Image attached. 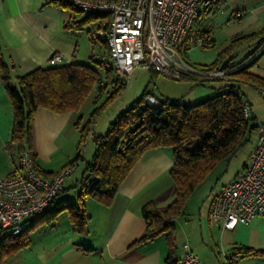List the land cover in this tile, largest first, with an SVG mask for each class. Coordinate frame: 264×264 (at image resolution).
<instances>
[{"label":"crops","instance_id":"obj_1","mask_svg":"<svg viewBox=\"0 0 264 264\" xmlns=\"http://www.w3.org/2000/svg\"><path fill=\"white\" fill-rule=\"evenodd\" d=\"M214 7L218 11L216 25L225 28L226 41L218 48L210 34L213 43L208 47L197 41L185 42L183 59L187 66H210L235 39L264 30V0H229ZM72 19L69 8L48 0H0V51L10 67L14 84L18 77L35 69L60 66L51 64L55 54L61 55L65 64L84 65L91 64L92 57L105 54L107 48L103 42L98 38L91 40V33L97 34L99 26L91 21L73 26ZM200 26L199 19L195 30H202ZM81 39L87 44L83 55ZM255 47L253 42L234 51V63H243ZM255 59L249 71L264 79V53ZM213 85L221 88L223 84ZM232 85L248 100L254 122L264 123V92L240 81ZM91 113L57 114L44 108L36 111L32 145L41 171L56 174L76 158L82 151L81 129ZM12 126L13 106L0 80V179L11 175L18 164L17 150L10 143ZM106 132H97L95 127L94 136L87 142ZM257 142L255 129L243 147L246 148L241 169L228 181L215 184L206 199L193 202L194 195L190 197L183 213L173 222L170 238L162 235L140 244L135 242L146 230L143 208L147 204L166 207L177 198V188L170 175L174 164L172 150L148 152L134 166L110 204L84 195L82 182L88 163L76 174L83 162L79 160L64 184V192L56 200L84 203L90 217L84 231H74L66 211L50 222L38 217L27 233L30 243L5 255L2 264H183L185 243L200 257L202 264H222L221 256L232 258L240 246L264 252L263 217L225 229L222 222L216 225L210 215L211 193L242 172ZM6 234L0 230V241ZM235 261L236 264H264V253L239 256Z\"/></svg>","mask_w":264,"mask_h":264},{"label":"trees","instance_id":"obj_2","mask_svg":"<svg viewBox=\"0 0 264 264\" xmlns=\"http://www.w3.org/2000/svg\"><path fill=\"white\" fill-rule=\"evenodd\" d=\"M48 1L70 9L73 14L70 25L81 26L82 23L91 21L99 26L98 29L107 26L108 15L106 14L85 16L83 12L66 2ZM214 8H209L205 14ZM204 33L203 47H208L213 41L210 40V32L204 31ZM91 34V40H97L96 31ZM253 42L256 44L254 51L243 63L235 64L233 52ZM103 44L107 51L99 58L92 57L91 64H66L38 68L18 77L15 84L10 67L0 51V80L13 106L10 143L17 150L18 161L24 152L30 153L34 167L40 176L53 177L55 173L43 172L36 164L32 145L33 120L36 111L44 108L57 114L77 112L95 87L99 89V93H103L110 87L113 88L111 98H115L126 88L114 68L103 62V58L109 55L108 46L104 42ZM263 46L264 30L235 39L215 63L195 68L207 71H230L223 79H210L198 74L182 72L180 80L222 83L221 88L211 87L216 89V95L212 98L192 105L171 101L159 102V107L155 110L146 104L149 95L145 93L141 100L117 116L105 135L95 136L96 152L85 171L86 176L92 175L95 180L92 190L84 195L106 204H110L116 197L119 188L134 166L148 152L172 150L174 164L170 175L177 188V198L166 207L147 204L143 208L142 215L146 230L135 242L136 244L152 241L162 235L170 238L173 222L183 213L187 200L207 181L218 166L227 164L247 144L252 132L257 130L258 123L254 122L252 112L251 116L247 117L243 110L245 104L250 106L248 100L232 83L237 81L249 83L264 92V79L249 71L256 59L246 66H241ZM182 47L184 62L183 55L186 48L184 45ZM263 53L264 51L261 54ZM105 107L95 108L91 113L86 125L81 129V144L86 143L94 132L97 121L105 113ZM83 159L82 153L79 152L71 164ZM56 199L47 211L39 216V220L50 222L66 211L74 231L83 232L90 219L84 203L81 200L77 204ZM37 218H31L28 221V229L21 234L7 233L4 236L0 241V264L3 263L5 255H10L30 243L27 233ZM263 253L247 246L236 247L235 255L232 258H225L222 264H236L235 259L239 256L248 257Z\"/></svg>","mask_w":264,"mask_h":264},{"label":"built area","instance_id":"obj_3","mask_svg":"<svg viewBox=\"0 0 264 264\" xmlns=\"http://www.w3.org/2000/svg\"><path fill=\"white\" fill-rule=\"evenodd\" d=\"M80 10L85 16L108 15L105 28L97 38L106 43L110 64L121 83L127 86V77L136 68H146L180 80L182 72L210 79H223L230 71L197 70L182 60L185 42H205V33L195 30L205 12L229 0H58ZM264 51L261 47L246 66ZM52 65H66L61 55L51 58ZM146 104L157 110L159 101L149 96ZM245 115L251 116L250 106L244 105ZM258 142L247 159L244 169L229 184L211 193L210 215L218 225L234 229L238 224H250L257 217L264 218V123L257 127ZM92 133L89 137L92 138ZM88 139V141H89ZM82 153V151H81ZM18 168L0 179V230L19 235L28 229V221L43 215L64 190V184L73 173L76 163L69 164L53 177H43L34 167L30 153L24 152ZM95 177L87 175L82 182L84 193L93 188ZM183 264H202L188 243L184 244Z\"/></svg>","mask_w":264,"mask_h":264},{"label":"rangeland","instance_id":"obj_4","mask_svg":"<svg viewBox=\"0 0 264 264\" xmlns=\"http://www.w3.org/2000/svg\"><path fill=\"white\" fill-rule=\"evenodd\" d=\"M217 12V9H212V11L203 15L200 18V27L202 31L206 29L210 31L211 37L216 41V45L219 48L226 41V32L225 28L216 25ZM88 42L90 41L88 40ZM80 45L83 55L87 47L85 39L80 40ZM127 83L126 88L115 96V98H111L114 92L111 87L106 89L107 91L105 90L103 93H99L97 87L91 90L88 98L79 111L94 112L95 108L101 109L106 105L104 112H107V114L101 117L95 125L97 132L100 131V133H105L109 123L115 121L121 112H125L136 102L141 100L145 93L149 96H154L162 103L171 101L184 105H192L216 95V89L211 88L214 86L212 82L208 81L206 83H201L189 79L175 80L169 75L156 74L152 70L142 67L136 68L131 76L127 77ZM214 84L217 83L215 82ZM80 147H82V155L83 157L85 156L86 159H83L76 174H78L83 167L85 168L87 163L92 161L96 152V143L94 141L82 143ZM245 148L240 149L227 164L218 166L207 181L196 190L191 200L196 202L206 199L209 191L215 184L223 183L232 178L242 167ZM221 261H225L223 255L221 256Z\"/></svg>","mask_w":264,"mask_h":264}]
</instances>
